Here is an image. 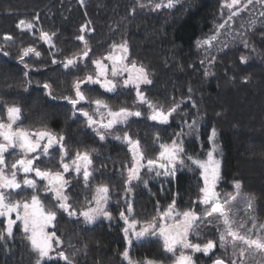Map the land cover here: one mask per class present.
Wrapping results in <instances>:
<instances>
[{"label":"trees","instance_id":"1","mask_svg":"<svg viewBox=\"0 0 264 264\" xmlns=\"http://www.w3.org/2000/svg\"><path fill=\"white\" fill-rule=\"evenodd\" d=\"M246 1L242 0L239 7ZM229 3L231 0H178L173 8L155 9L140 7L137 0H0V118H4L5 106L10 105L13 97L24 103L21 89V84H25L24 64L43 66L47 60L71 57L85 47L84 41L77 39L80 35L87 41L89 54L95 56L106 53L114 43L127 41L128 60L143 65L149 73L152 82L145 91L150 101L165 109L174 103L183 107L193 103L202 113V136L205 138L216 128L222 150L218 189L224 194L233 193L239 183V191L247 202L254 197L250 213L256 221L264 223V61L242 62L240 58L247 52L244 40L264 54V17L261 16L264 4L257 0L246 9L240 8L232 17L234 30L241 35L239 39L227 36L225 43L215 46L202 59L196 50L201 36L214 33L221 13L225 19L236 11V6L232 9L226 6ZM22 19L33 22L37 33L18 28ZM41 30L55 34L52 36L54 48L40 39ZM5 34L13 39L5 41ZM29 46L41 55L29 54L21 63L18 59L21 49ZM128 96L126 92L123 98ZM128 102L120 105L127 107ZM40 115L42 113L32 114V117L37 120ZM50 117L53 115L49 113ZM177 127L174 120L166 127L150 126L145 118L131 119L126 125L140 141L147 157L156 154L150 144L154 135L168 140L167 135ZM106 150L105 154L114 162L124 157L127 162L130 160L129 152L124 155L112 145ZM93 175L94 180L111 188L127 187L118 182L117 175ZM195 183L194 177L185 171L178 172L173 181L164 184L157 181H149L147 186L132 183V219L142 220L153 215L157 204L163 207L173 196H176V206L190 205ZM83 185L79 184L82 194L87 192ZM66 193L74 208V187L69 185ZM110 210L115 216L118 213L115 207ZM115 220L91 225L59 212L54 229L62 240V247H57V251L66 252L73 264H126L121 255L126 247L135 260L166 258L167 252L158 239L133 240L127 245L121 231L123 225L115 224ZM4 228V221L0 219V231ZM36 258L17 228L13 240H0V264H35ZM41 264H65V261L53 252L52 259Z\"/></svg>","mask_w":264,"mask_h":264},{"label":"snow or ice","instance_id":"2","mask_svg":"<svg viewBox=\"0 0 264 264\" xmlns=\"http://www.w3.org/2000/svg\"><path fill=\"white\" fill-rule=\"evenodd\" d=\"M177 2L178 0H167L166 3H156L154 8H173ZM253 2H256V0H247L244 8L246 9ZM258 2L264 4V0H258ZM241 3L242 0H231V3L226 5L229 9L236 6V11L232 12L229 19H232V17L239 13L241 10L239 5ZM140 7H143V5L141 4ZM261 16L264 17V13H261ZM225 26V24H221L219 28H224ZM17 27L31 31L34 24L31 21L22 19L18 22ZM83 31L84 29L81 28L82 33ZM53 35L55 34L40 31V39L50 46H54L52 45ZM215 38L212 37L202 42L198 41L197 46L200 47L202 44L211 46V41ZM12 39L13 37L10 35H4L5 41ZM77 39L85 43V49L82 53L75 54L63 61L53 59L52 63H62L65 69L70 70L77 65L78 60L87 57L90 52V49L87 47V41L84 40L83 35H80ZM243 42L245 47H248L247 40ZM117 52L119 54H115ZM3 54L5 56L8 55L7 52ZM29 54H35L37 57L41 55L34 47L29 46L21 49V55L18 59L21 63H24L25 57L29 56ZM128 56L129 48L127 41H122L119 44L114 43L111 46L110 54L92 61L96 66L95 75L87 74L83 79L77 78L74 80V98L70 96L61 97V99L68 101L72 105L74 115L77 106L82 101H88L96 106L92 114L83 109H79V111L87 119L88 126L96 132L101 140H104L106 134L110 130H113L115 126L126 124L130 117H140L142 113L140 111H132L128 107H120L114 111L103 99L88 100V97L81 90V85H99L107 93H115L120 87L127 88L133 86L136 88L137 102L147 104L151 109L148 119L161 124H167L169 117L179 108V104L174 103L165 110L163 105L153 103L146 97L140 88L142 84H151L152 81L149 79V73L143 65L138 66L135 61H132L130 64L127 63ZM246 59V57H241L242 62H246ZM104 61H111L112 78H109V66ZM24 67L27 69L30 66L24 64ZM125 73L127 74V78L123 79L122 85L118 84L117 78L123 76ZM27 75L28 72H25V76ZM43 88L49 96L52 95L51 86L48 83H44ZM5 107L7 122L0 120V217L5 218L6 225L0 231V240L12 237L14 225L20 222L30 250L37 257L35 264H41L45 258L52 259L51 253L55 250L56 246L62 244V240L54 231L47 230L49 226H54L58 211L67 213L69 217H82L86 224H94L101 217L109 222L113 219L111 212L106 207L110 199L109 187L107 184L96 185L87 206L82 207L79 211L73 208L70 203V197L66 193V189L71 181L65 178V173L70 174L72 170L77 174L82 172L84 184L87 187L93 175V172L90 171L92 165L91 153L88 151H77L71 163H65L68 150L64 146L65 137L62 134H56L46 126L36 130L15 127L21 119L22 110L15 104L6 105ZM97 115L100 116L99 120L95 118ZM188 128L190 132L192 129H196L197 121L194 120L192 124L188 125ZM184 135L186 133L182 130L175 133L170 143H160V151L156 158L147 159L146 165L144 163L145 154L141 150L139 141L133 140L127 132L123 133V136L117 135L115 139L126 141L133 154V163L130 167L126 166L127 179L124 182L127 186L126 193L132 191L131 182L133 180L139 181L142 179L141 170L144 167H147L149 172L154 171L157 177L175 178L179 168L193 170L192 165H195L200 170L203 186L199 188L200 194L193 203L205 206L210 205L212 207V211L207 216L209 224L206 227L215 228L219 234V246L224 249L223 256L213 260V264H248L250 255L253 257L259 255L261 261H264V235L260 234L264 232V226L257 229L255 216L248 215L246 218L237 220L235 214L231 211V201L235 200V197L226 198L221 202L220 193L216 191V185L221 179V160L217 159L215 155L219 149V146L215 142L216 129L213 128L211 134L208 136V141L212 144V148L207 152L206 160L186 154L183 141L179 140V137ZM155 139L158 141L159 137ZM55 146H59V164L63 171L42 170L40 167H37L36 161L40 159L37 153L42 149V154L47 156L49 150L54 149ZM10 149L18 150L23 155L11 164V171L9 172L5 156ZM30 154L31 158H29ZM21 173L24 176L22 181L18 179V175ZM32 173L35 174V177L46 181L42 191L45 196L52 197L54 201L53 208H45L39 195L41 190L38 187L37 180L30 178V174ZM148 182V180L144 181L145 186H147ZM235 187L238 190L240 188L239 183ZM26 189L32 191L30 200L22 198L13 201L11 199V195L17 190ZM253 201L254 197H250L246 213L253 211ZM125 203H127V208L120 211L119 218L125 225L121 231L126 244L129 246L133 243V239L143 241L148 237H158L162 240L163 248L167 253L174 255L178 246L182 249L180 255L175 259V264H194L192 255L186 254L183 250H191L192 253L202 252L208 255L216 247L212 239L207 240L204 244L191 242L189 237L192 233H195L197 236L200 235V224H198V221L202 218L194 208L186 209L183 212L177 211L175 196H173L172 203L164 211H160L159 204H157V215L143 223L132 219L134 214L133 202L126 198ZM13 214H15L14 219L12 218ZM214 219L215 223H213ZM169 220L172 223H168ZM249 221L252 224L250 228L247 227ZM229 248H231V252L228 251ZM121 255L124 259L128 260V264H162L161 261L148 259L134 262L130 259L128 247L125 248ZM56 257L65 261V264H73V260L64 251H56Z\"/></svg>","mask_w":264,"mask_h":264},{"label":"flooded vegetation","instance_id":"3","mask_svg":"<svg viewBox=\"0 0 264 264\" xmlns=\"http://www.w3.org/2000/svg\"><path fill=\"white\" fill-rule=\"evenodd\" d=\"M52 60L53 59L49 61L47 60L45 62L46 64L43 66L33 65L30 63L28 64L30 67L27 69L25 68V71L28 72V75L24 77L25 84H21V89L25 97L24 103L23 101H21V99L18 98L16 99L14 97L11 99L10 102V105L15 104L19 106L22 110L21 119L15 125V127L36 130L46 126L52 132L56 134H62L65 137L64 146L68 150V155L64 161L65 163H71L77 151L80 152L88 151L91 153L92 165L90 167V171H92L93 174L117 175L118 182L125 185L124 182L126 180L125 176L127 174V167L131 166L132 164L131 160L127 162L126 158L124 157L123 159L121 158V160L114 162L111 156L105 154V152L107 151L106 148H109L110 145L114 146V149H117L123 154L130 151V148H128V144L126 141L115 139L117 135L123 136V133L129 131L126 129V125L128 122L126 124H120L118 126H115L113 130H110L108 134H106L105 139L101 140L99 136L96 134V132L91 127L88 126L87 119L79 111V109H83L85 111H88L90 114H92L96 106L94 104L89 103L88 101H82L77 106V110L74 115L72 105L68 103V101L61 99V97L64 96H70L74 98L75 96V92L73 89L74 80H76L77 78L83 79L87 74L95 75L96 66L92 63V61L95 59L84 57L83 59L78 60L77 65L71 68L70 70L65 69L62 63L53 64ZM56 60L63 61L61 58H56ZM104 63L108 64L109 78H112L110 74L111 61H104ZM45 71L46 72L48 71L49 74L55 71L57 75L51 76L49 74L47 75L43 74V72ZM63 73H66V75H63ZM125 77H126V73L123 76L117 78V83L119 82L118 84L122 85L123 79H125ZM120 80L122 81V83H120ZM44 83H48L51 86V92H52L51 96H49L46 90L43 88ZM81 90L88 97V100H94L97 98L103 99L109 104L112 110L114 108H120L121 105L125 104L123 98L125 97L127 90V88L125 87L118 88V90L115 93H107L105 92L104 89L100 88L99 85L84 84L81 85ZM121 98L123 99L121 100ZM64 111L65 113L62 116V113ZM37 113L40 114L42 113V115H40L41 117L39 119L35 120L32 117V114L37 115ZM49 113L53 115V117L48 118ZM134 117H130L129 121H131V118ZM95 118L99 120L100 116L97 115L95 116ZM135 118L136 119L145 118L147 121L149 120L148 116H143V114L140 117H135ZM0 120L3 121L5 120L4 122H7L5 118H0ZM172 134L173 133H171L170 136H168V140L172 139ZM156 137H159V135L155 134L153 139L150 140L151 141L150 144L154 147V151L157 153L159 142H164L165 140L163 137H159V140L157 141L155 139ZM133 140H138V139L134 137ZM144 141L146 143H149V140L147 139H145ZM95 146H97V148ZM22 155L23 154L20 153L18 150H11V149L9 150L8 153H6L5 159L9 166L8 167L9 172L11 171V164L14 163L15 160L20 158ZM37 155L40 156V159L36 161L37 167H40L42 170L50 169L52 171H63L59 164L60 161L59 146H55L54 149H50L49 154L47 156L42 154V149L40 150V152L37 153ZM29 158H31V154ZM147 159L148 157L145 155V161H147ZM32 174L35 177V174L34 173ZM70 174H71L70 185L74 187V191L76 192L75 193L76 200H75L74 208L77 211H79L81 210L82 207H86L88 201L91 200L95 186L104 183L94 180L93 179L94 175H92L89 185L85 187L82 172L80 174H77L74 170H72ZM141 174H149V173H144L141 170ZM37 179L41 180L40 178ZM41 181L46 184V181L44 180ZM136 182H137L136 180H133L131 184ZM81 183L84 184L83 189L87 190V192H85L84 194H82V191H79L80 190L79 184ZM109 197L110 199L106 206L107 210L111 212L110 209L112 207H115V209L118 210L116 216L111 212L113 219H116L114 223L115 224L119 223L124 225L123 221L120 220L119 218V213L121 210H125L127 208V203H125V199L127 198V200L131 201L132 197L130 193H126V188L114 189L109 187ZM74 219L77 221L84 222L82 217H74ZM99 222L107 223L109 221L101 217L94 224H97ZM189 239L191 240V237H189ZM214 249L208 255H205L202 252L196 253L198 262L200 264H207L209 259H211V254L213 253ZM198 262L196 261V264H199Z\"/></svg>","mask_w":264,"mask_h":264},{"label":"rangeland","instance_id":"4","mask_svg":"<svg viewBox=\"0 0 264 264\" xmlns=\"http://www.w3.org/2000/svg\"><path fill=\"white\" fill-rule=\"evenodd\" d=\"M166 2H167V0H139V2L137 0L138 5L140 6L142 4L143 7H154V5L156 3H166ZM246 3H247V1H246ZM246 3H244V4H246ZM240 8L244 9V5H242ZM222 14L223 13H221L220 18L218 19V22L215 25L214 33L207 34L206 36H203V37L201 36V38H199V40H198V41L202 42V41L208 40V39H210L212 37H216L215 39H213L211 41V46L206 45V44H202L200 47H198L197 46V42L198 41L196 42V50L200 53L201 59H202V57H204L206 55V53L213 51V48L215 46H217V45L220 46L221 44L225 43L226 40H227L226 39L227 36H229V39H230V36L239 39V35H240L239 31L234 30V27H233V18L229 19V16H228L227 18L224 19ZM221 24H225L226 26L224 28H219V25H221ZM217 29H219V31H217ZM31 32L33 34L37 33L34 29H32ZM53 48H54V46H53ZM84 49H85V47L79 49L75 53L71 54V57L73 55H75V54L82 53ZM245 50H247V52L245 54L241 55L240 58L241 57H246L247 58L246 62L249 61V60H252V59L258 60V61H262V60L264 61V54L260 53L258 50H255L252 45L248 44V47H245ZM110 52H111V48L108 49L106 51V53L98 55V56L89 54V58L90 59H99L101 57H104V56L110 54ZM65 59H63V60H65ZM127 63L130 64L131 62L129 60H127ZM138 66H140V65H138ZM125 78H127V74H126ZM120 83H122L121 80H120ZM147 85L142 84L140 90L149 99V97L147 96L146 91H145ZM126 92L128 94H130V96H128V97H126L124 99L125 102L129 101L127 104H129L130 107H129V105H127V107L130 108L132 111L144 112V113H142L143 116H148L149 117V115L151 114V109L148 107L147 104H140V103L137 102L136 88L133 87V86H129V87H127ZM118 109L119 108H114L113 110H118ZM165 110H167V109H165ZM4 118L7 121V112H5ZM134 118H131V119H134ZM173 120L178 125V127L173 131L172 139H173L175 133L181 132L183 130V132L186 133V135L179 137V140L183 141L184 147L186 149V154L187 155L197 156L198 158H200L202 160H206L207 159V152L209 150H211V148H212V144L208 141V136L211 134V130L213 128L209 131V133L206 135L205 138L202 136L203 117H202V113L200 112V108L197 105L193 106V103H191V105L189 107H183L182 104H179L178 110L176 112L172 113V115L169 117V121H168L167 124H161V123H159L157 121L155 122V121H152L150 119L147 122H148V125H150V126H156V127L164 126V127H166ZM194 120L197 121V128L196 129H192L191 132H190V130L188 128V125L192 124V122ZM128 122H129V120H128ZM127 125H128V123H127ZM127 130H128V128H127ZM127 133H129L130 136L132 135L130 131H127ZM168 136L169 135H167V137ZM131 138L134 139L133 135L131 136ZM171 140L170 139L169 140H165L164 142H159V144L160 143H170ZM215 142L219 146L218 152L215 155H216L217 159L221 160V168H222V150H221V145H220V141H219V133H218L217 130H216ZM128 148H130L129 144H128ZM159 151H160V148H158L157 153L153 157H148V159L156 158V156L159 153ZM129 155H130V160L133 163V154H132V152L129 151ZM144 163L146 165V161H144ZM192 169L193 170H189L188 168H179L178 171H177V173L185 171L189 175L193 176L196 183H195L194 194H191V196L189 197V200L191 201L190 205H188V206H176V210L180 211V212H183L186 209L194 208L197 211V213L200 215V217L202 218L200 221H198V224H200V229H199L200 235L197 236L195 233H192L190 235L191 242L204 244V243L207 242V240L212 239L215 242L216 247H215V250L213 251V253L211 254V259H209L207 264H210V263L213 264V260H215L217 257L223 256L224 249L219 246V243H220L219 242V238H218L219 234L217 233L215 228L206 227L209 224L207 216H208V213H210L212 211V207L210 205L209 206H205V205H202V204H199V203H193L194 201L197 200V198H198V196L200 194L199 193V188L203 186V180L200 177V170L195 165H192ZM142 172L149 173V174H141L142 179L137 181V183H141L143 186H145V184H144L145 180L157 181V183L164 184V182L173 181L175 179V178H170V177H165V176L157 177L156 173L154 171L153 172H149L147 167H144L142 169ZM151 173H153V174H151ZM220 174H221V172H220ZM126 176H127V174H126ZM65 177L69 181L71 180V174H65ZM30 178H33V179L37 180L38 187L41 190L39 192V195H40V198H41L45 208H49V209L53 208L54 207V201H53L52 197L51 196H45V194L42 191L43 188H44L45 183L42 182L41 180H38L37 178H35L33 176V174H30ZM18 179L22 181L24 179L23 174H19L18 175ZM218 184H219V182L216 185V191L218 193H220V201L221 202H223L226 198L230 199L231 197H235V200L231 201V211L235 214V217H236L237 220L246 218V216H248V215L253 216L251 213H246V208H247L246 203H248L247 202V198H246V196H244V195H242L240 193L239 189L237 190L236 187H235V190H234L233 193L228 192V193L224 194V193H221V191L218 189ZM66 191H67V189H66ZM31 195H32V191L30 189L17 190L15 193H13L11 195V199L13 201L19 200V199H22V198H27V199L30 200ZM170 203H172V201ZM169 204L164 205L163 207H159L160 211H164V209H166ZM59 212L60 213H64L63 211H58L57 212V217L59 216ZM65 214L67 215V213H65ZM156 215H157V210L154 212L153 215H149V216H147L145 218L143 217L142 220L141 219H137V218H133V219L138 220L141 223H143L145 221L151 220L152 217H154ZM12 218L13 219L15 218V214H13ZM0 219H3L4 227H5V225H6L5 218L0 217ZM55 222H54V226H49L48 227V229H47L48 231H54L55 232V229H54L55 228ZM168 223H172V221L169 220ZM213 223H215V219L213 220ZM256 224H257V229H260L261 226H264V223H260L258 221H256ZM124 227H125V225H123L122 229ZM247 227H249V228L252 227L251 221L248 222ZM16 228L24 236V233H23V230H22V224L20 222H17V224L14 225L13 233H14V230ZM137 230H139V228H137ZM260 234L264 235V232H261ZM24 239L27 242L25 236H24ZM146 239H156V240L158 239V240L161 241L162 246H163L162 240L159 239L158 237H148ZM5 240L6 241L7 240L11 241V240H13V236L12 237H8ZM57 247L58 248L62 247V244H60L59 246H56L55 250L53 252L56 253ZM59 251H62V250L60 249ZM181 251H182V249L178 246L176 248V250H175V254L174 255L172 253H167V256H166L165 259H161L160 258V259H148V260L161 261L162 264H175V259H176V257H178L180 255ZM183 251H185L186 254H188V255H192L193 260H194V264H196V261L198 262L196 253H192L191 250H183ZM228 251L231 252V248H229ZM53 252L51 253V256L53 255ZM130 255L132 256L131 253L129 254V256ZM122 259H124V257H122ZM130 259L132 261H134V262L144 261L145 260V259H143V260H135V259H133L131 257H130ZM48 260H49L48 258H45L42 262H45V261H48ZM258 262H260V264H264V261H261V257L259 255L254 256V257L251 256V255L249 256L248 264H258ZM125 263L128 264V260H126Z\"/></svg>","mask_w":264,"mask_h":264},{"label":"water","instance_id":"5","mask_svg":"<svg viewBox=\"0 0 264 264\" xmlns=\"http://www.w3.org/2000/svg\"><path fill=\"white\" fill-rule=\"evenodd\" d=\"M81 1H83V0H81ZM115 54H119V53L117 52V53H115Z\"/></svg>","mask_w":264,"mask_h":264}]
</instances>
